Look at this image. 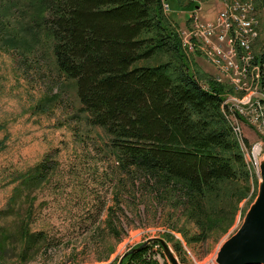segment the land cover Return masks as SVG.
I'll use <instances>...</instances> for the list:
<instances>
[{"label": "rangeland", "instance_id": "obj_1", "mask_svg": "<svg viewBox=\"0 0 264 264\" xmlns=\"http://www.w3.org/2000/svg\"><path fill=\"white\" fill-rule=\"evenodd\" d=\"M166 1L171 10L165 13L180 38L192 26L190 14L197 6L203 20L214 18L222 7L215 0ZM253 5L258 35L248 52L256 58L264 49V0H253ZM201 48H209V41H201ZM201 48L185 50L193 65L212 79L217 70ZM40 55L25 59L0 47V264H120L125 253L154 240H164L178 264H219L221 246L241 227L259 194L264 158L261 69L252 67V61L245 63L249 92L239 88L231 72L221 73L219 83L235 105L228 107L225 97L223 112L237 126L233 130L250 170V189L234 216L220 217V226L205 239L192 241L201 229L185 210V198L179 193L175 197L142 172H124L109 148L111 136L87 122L72 82L63 88L51 60ZM211 60L227 67L220 52H211ZM59 91L49 103V96ZM258 142L263 145L260 163L250 153ZM43 162L50 166L45 175L27 179ZM226 188L230 192L236 187ZM231 200L234 206L235 197ZM151 254L161 264H174L162 246H153Z\"/></svg>", "mask_w": 264, "mask_h": 264}, {"label": "trees", "instance_id": "obj_2", "mask_svg": "<svg viewBox=\"0 0 264 264\" xmlns=\"http://www.w3.org/2000/svg\"><path fill=\"white\" fill-rule=\"evenodd\" d=\"M164 2L0 0V47L51 60L61 86L74 85L87 122L111 136L119 167L185 198L201 229L193 241L235 215L251 177L223 112L226 86L193 65ZM256 58L263 83L264 49ZM49 169L43 162L26 178L39 180ZM155 245L162 246H135L120 264H161L151 254Z\"/></svg>", "mask_w": 264, "mask_h": 264}, {"label": "built area", "instance_id": "obj_3", "mask_svg": "<svg viewBox=\"0 0 264 264\" xmlns=\"http://www.w3.org/2000/svg\"><path fill=\"white\" fill-rule=\"evenodd\" d=\"M215 1L221 2L222 7L214 18L203 20L198 10L190 14L192 26L181 31L183 47L193 50L195 45L201 48V41H209V48L201 50L207 61L217 70L216 75L212 76L213 80L219 82L221 73L231 72L233 81L239 88L249 92L252 88L250 81H245V61H252V67H259V72L261 62L259 58H251V52H246V45H250L258 35L259 24L254 16L253 0ZM164 9L167 12L171 10L169 3L164 2ZM211 52H220L227 59V67H219L212 61ZM260 91L262 89H259V93ZM224 96L228 98V107L235 106L227 93ZM232 127L237 126L232 124ZM262 152L263 145L258 142L256 152L250 153L259 162Z\"/></svg>", "mask_w": 264, "mask_h": 264}, {"label": "water", "instance_id": "obj_4", "mask_svg": "<svg viewBox=\"0 0 264 264\" xmlns=\"http://www.w3.org/2000/svg\"><path fill=\"white\" fill-rule=\"evenodd\" d=\"M259 194L243 224L220 248L219 264H264V158L261 164ZM161 244L174 264H178L164 240Z\"/></svg>", "mask_w": 264, "mask_h": 264}, {"label": "bare ground", "instance_id": "obj_5", "mask_svg": "<svg viewBox=\"0 0 264 264\" xmlns=\"http://www.w3.org/2000/svg\"><path fill=\"white\" fill-rule=\"evenodd\" d=\"M250 50V46L246 45V52H248ZM245 63H248V61H245ZM262 70V69H261ZM245 73H246V69H245ZM263 76V75H262ZM257 150V149H256Z\"/></svg>", "mask_w": 264, "mask_h": 264}, {"label": "crops", "instance_id": "obj_6", "mask_svg": "<svg viewBox=\"0 0 264 264\" xmlns=\"http://www.w3.org/2000/svg\"><path fill=\"white\" fill-rule=\"evenodd\" d=\"M197 9H198V10L201 9V6H197ZM197 9H196V10H197Z\"/></svg>", "mask_w": 264, "mask_h": 264}]
</instances>
